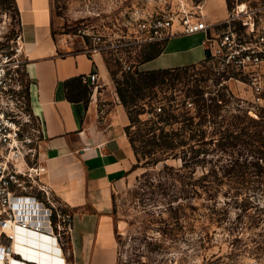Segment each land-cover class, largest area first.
<instances>
[{
	"label": "rangeland",
	"instance_id": "1",
	"mask_svg": "<svg viewBox=\"0 0 264 264\" xmlns=\"http://www.w3.org/2000/svg\"><path fill=\"white\" fill-rule=\"evenodd\" d=\"M102 2L99 10L93 0H56L57 32L90 47V35L109 31L120 13ZM19 32L16 1L0 0V60ZM103 58L107 68L93 89L109 105L125 95L134 148L128 180L114 196L117 264H264V106L245 84L218 75L211 60L149 75Z\"/></svg>",
	"mask_w": 264,
	"mask_h": 264
},
{
	"label": "crops",
	"instance_id": "2",
	"mask_svg": "<svg viewBox=\"0 0 264 264\" xmlns=\"http://www.w3.org/2000/svg\"><path fill=\"white\" fill-rule=\"evenodd\" d=\"M15 1L27 56L29 100L44 132L42 180L58 209L70 214V219L62 248L53 236L19 230L15 241L20 245L14 241L13 246L21 255L11 261L64 264V258L66 264H117L121 224L113 214V204L116 189L127 182L133 167L134 148L125 131L130 113L121 103L106 104L82 80L91 72L101 77L107 64L101 54H89L57 32L56 0ZM229 7L228 0L203 2L208 20L226 16ZM204 39V32L177 34L162 48L146 46L147 55L138 69H178L205 62ZM39 252L48 254L50 261L26 256L40 257Z\"/></svg>",
	"mask_w": 264,
	"mask_h": 264
},
{
	"label": "built area",
	"instance_id": "3",
	"mask_svg": "<svg viewBox=\"0 0 264 264\" xmlns=\"http://www.w3.org/2000/svg\"><path fill=\"white\" fill-rule=\"evenodd\" d=\"M231 1L226 16L208 20L203 0L192 6L181 0L176 6L171 0H110L111 10L119 9V16L110 20L109 31L91 34L93 43L82 49L114 56L128 71L138 68L135 56L146 46L177 34L204 32V45L211 52L207 58L215 72L245 84L251 101L264 106V0ZM93 2L100 10L102 0ZM26 60L20 31L10 56L0 60V259L6 261L21 255L13 246L17 230L53 236L62 248L70 219L58 209L42 180L44 132L20 77ZM98 79L97 72L82 76L92 86ZM156 109L161 112V105Z\"/></svg>",
	"mask_w": 264,
	"mask_h": 264
},
{
	"label": "trees",
	"instance_id": "4",
	"mask_svg": "<svg viewBox=\"0 0 264 264\" xmlns=\"http://www.w3.org/2000/svg\"><path fill=\"white\" fill-rule=\"evenodd\" d=\"M165 44V42H163V43H153V44H150V45H155V46H158V47H160V48H162L163 47V45ZM150 45H148V46H150ZM143 55H144V58H145V56L147 55V50H144L143 49ZM206 60H208V58L206 59ZM179 69V68H178ZM172 70H175V69H168V68H166V69H158V70H150V71H140L138 68L137 69H135V70H128V71H134V72H137V73H143V74H149V75H155V74H158V73H163V72H168V71H172ZM120 96H121V100H122V102H123V104L126 106V107H128L127 106V100H126V98H125V95L124 94H122V92H120Z\"/></svg>",
	"mask_w": 264,
	"mask_h": 264
},
{
	"label": "bare ground",
	"instance_id": "5",
	"mask_svg": "<svg viewBox=\"0 0 264 264\" xmlns=\"http://www.w3.org/2000/svg\"><path fill=\"white\" fill-rule=\"evenodd\" d=\"M20 230V229H19ZM19 230H17L16 231V233H18V231ZM29 232V231H28ZM16 235V234H15ZM41 235H43V234H41ZM44 236H46V235H44ZM46 237H49L48 235L46 236ZM51 238V237H50ZM54 241H55V243L57 244V246H59V244L56 242V239L53 237L52 238ZM15 244H16V246H19L20 244L19 243H17V241H15ZM26 247V246H25ZM60 247V246H59ZM28 252H35V251H33V250H31V249H29L28 250ZM34 254H36V253H34ZM38 254V256H40V257H36L35 255H32V254H30V253H27L26 254V256L27 257H30V258H38L39 260H41L42 262H49L50 260V257L48 256V254H45V253H37ZM13 257L14 256H11L10 257V259L8 260V261H6V260H4L5 262H7V263H10L11 262V260L13 259ZM63 260H64V264H66V262H65V259L63 258ZM26 262V261H25Z\"/></svg>",
	"mask_w": 264,
	"mask_h": 264
},
{
	"label": "water",
	"instance_id": "6",
	"mask_svg": "<svg viewBox=\"0 0 264 264\" xmlns=\"http://www.w3.org/2000/svg\"><path fill=\"white\" fill-rule=\"evenodd\" d=\"M207 53H208V56H209L211 52L209 50H207Z\"/></svg>",
	"mask_w": 264,
	"mask_h": 264
}]
</instances>
